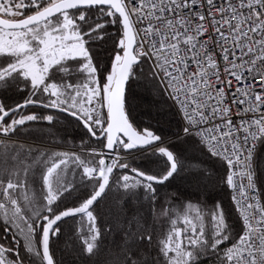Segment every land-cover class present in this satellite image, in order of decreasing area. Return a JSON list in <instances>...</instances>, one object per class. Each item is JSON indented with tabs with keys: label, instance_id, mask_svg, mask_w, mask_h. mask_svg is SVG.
<instances>
[{
	"label": "snow or ice",
	"instance_id": "obj_1",
	"mask_svg": "<svg viewBox=\"0 0 264 264\" xmlns=\"http://www.w3.org/2000/svg\"><path fill=\"white\" fill-rule=\"evenodd\" d=\"M77 217L71 264H264V0H0V264Z\"/></svg>",
	"mask_w": 264,
	"mask_h": 264
},
{
	"label": "trees",
	"instance_id": "obj_2",
	"mask_svg": "<svg viewBox=\"0 0 264 264\" xmlns=\"http://www.w3.org/2000/svg\"><path fill=\"white\" fill-rule=\"evenodd\" d=\"M28 139L33 138L28 137ZM100 210L105 218H110L111 215L118 209L114 200H105L101 202ZM129 211H131V209H129ZM78 221L79 217H77L76 221H67L65 226V235L58 242L57 258L62 259L64 264H71V261L75 258V251L79 248V241L75 234V229L80 227V223ZM0 237H2V234H0ZM204 264H212V261L206 259Z\"/></svg>",
	"mask_w": 264,
	"mask_h": 264
},
{
	"label": "rangeland",
	"instance_id": "obj_3",
	"mask_svg": "<svg viewBox=\"0 0 264 264\" xmlns=\"http://www.w3.org/2000/svg\"><path fill=\"white\" fill-rule=\"evenodd\" d=\"M81 227L84 229V231L87 230V220L84 221L83 225L80 224L79 228H81Z\"/></svg>",
	"mask_w": 264,
	"mask_h": 264
}]
</instances>
